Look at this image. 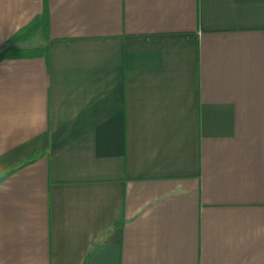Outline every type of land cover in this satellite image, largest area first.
Returning a JSON list of instances; mask_svg holds the SVG:
<instances>
[{
  "label": "crops",
  "instance_id": "1",
  "mask_svg": "<svg viewBox=\"0 0 264 264\" xmlns=\"http://www.w3.org/2000/svg\"><path fill=\"white\" fill-rule=\"evenodd\" d=\"M0 264H264V0H0Z\"/></svg>",
  "mask_w": 264,
  "mask_h": 264
},
{
  "label": "trees",
  "instance_id": "2",
  "mask_svg": "<svg viewBox=\"0 0 264 264\" xmlns=\"http://www.w3.org/2000/svg\"><path fill=\"white\" fill-rule=\"evenodd\" d=\"M49 31V11L46 5L44 12L36 16L29 24L21 28L10 38L6 46L0 51V62L6 59H26L48 56V47H22L21 44L32 39L38 33L48 34ZM40 153L33 158L19 164L18 166L6 171L0 176V184L17 169L34 162L37 157L44 155Z\"/></svg>",
  "mask_w": 264,
  "mask_h": 264
}]
</instances>
